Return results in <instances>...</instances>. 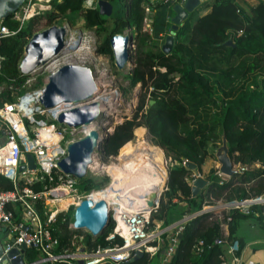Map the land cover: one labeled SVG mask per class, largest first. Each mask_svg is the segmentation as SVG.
<instances>
[{
	"label": "trees",
	"instance_id": "obj_1",
	"mask_svg": "<svg viewBox=\"0 0 264 264\" xmlns=\"http://www.w3.org/2000/svg\"><path fill=\"white\" fill-rule=\"evenodd\" d=\"M106 1L113 6L109 18L101 16L97 8H84L85 2L86 6H91L93 1L53 0L49 12L27 22L15 37L4 40L0 45V55L4 58L0 87L18 80L24 48L37 32L41 20L50 28L56 26L60 19L73 20L76 15H83L86 29H96L103 35L101 53L106 56H113L111 41L116 35L135 28L136 67L127 77L131 86L141 85L145 93L152 90L155 104L146 110L144 94L135 117L116 128L104 153L107 157H115L120 151L116 159L123 160L128 166L135 165L136 160L131 156L129 147L135 138V131L145 128L157 147L176 157L169 169L167 190L161 197L157 212L152 213V220L169 225L176 222L168 221L173 212L181 220L222 200L261 198L264 195V0H259L249 11H245L238 0H214L210 13L200 17L193 26L189 19L179 29L175 48L170 55H165L154 40L156 37L157 41L164 42L170 31L166 19L171 18L173 13L169 8L162 7L167 15L162 17L159 29L152 26L153 33L150 35L143 30L144 4L147 0ZM108 21L111 22L110 26L106 25ZM4 23L12 31L19 30V24L12 18ZM229 41L232 45H226ZM15 101L10 91L0 94V107ZM214 108L217 111L213 119L210 112ZM52 124L56 125V122ZM221 136L227 141L234 166L246 168V171L236 173L222 185L210 175L208 188L194 197L192 187L187 182L193 170L185 167L183 162L188 161L201 171L210 158L208 144ZM257 165L259 168H255ZM108 183L109 178L105 176L100 185ZM80 184L84 194L94 188V182L89 178L80 181ZM25 186L24 181H19V188ZM43 186L36 183L31 188L41 191ZM14 190L12 182L0 177V192ZM208 200L211 201L209 204L206 202ZM181 203L187 205L185 210L179 208ZM36 206L45 220L43 202ZM72 211L73 207L58 214L51 225L54 238L59 240L58 253L73 251L72 237L83 234L68 226ZM249 220L256 221L264 230V203L250 206L248 213L240 209L229 210L224 220L229 229L226 241L228 244L239 242L238 254L245 246L243 241L237 239L238 225ZM221 225L215 220L213 212L194 217L185 226L171 264H223L225 247L216 244L223 236ZM114 227L115 223H112L97 240L87 235L86 246L93 250L109 245L121 246L123 240L119 237L111 243L106 241ZM198 242L204 243L205 250L201 255L195 253ZM25 257L31 263L35 262L39 252L31 248L26 251ZM156 260L143 255L128 264H154Z\"/></svg>",
	"mask_w": 264,
	"mask_h": 264
},
{
	"label": "built area",
	"instance_id": "obj_2",
	"mask_svg": "<svg viewBox=\"0 0 264 264\" xmlns=\"http://www.w3.org/2000/svg\"><path fill=\"white\" fill-rule=\"evenodd\" d=\"M52 1L25 0L20 10L11 17L19 24L18 31L10 30L5 21L0 23V45L4 40L15 37L27 22L49 12L52 9ZM186 1L166 0L165 3L167 5L169 3L171 8L174 5L183 6ZM3 61L4 58L0 55V72ZM21 101L5 103L0 107V177L9 180L15 186L14 191L0 192V246L3 248L0 264L15 260L16 257L9 260L7 256L14 248L21 252L22 246L39 252L37 261L32 263L25 261V252L22 256L27 264H121L130 262L138 253L148 255L151 259H159L161 264H171L179 249L185 226L200 212H193L169 225H165L163 221L152 220V213H156L159 206L152 212L141 210L130 215L122 213L119 216L124 221L126 234L123 229L119 230L116 212H113L115 227L106 241L111 243L119 237L123 240L121 246L98 247L90 252L84 237L78 236L75 238L77 241L72 242L73 251L57 252L59 240L54 238L51 230L56 216L48 210L47 201L59 203L69 196L75 198L73 194H76L77 180L65 175L60 169L61 161L67 156L69 144L63 145L64 135L56 130L55 124H48L43 119H38L34 113L24 114ZM47 127H52L54 132L60 135L57 144L50 146L43 139L41 131ZM27 154L35 158L37 167L35 171H29L27 168ZM183 165L190 167L188 161H184ZM21 166H25L26 170L20 173ZM238 169L240 172L246 171L243 167L238 166ZM217 175L223 176L219 170ZM200 178L203 179L202 174L193 171L187 182L193 187ZM19 181H24L26 186L19 188ZM36 183L44 184L41 191L31 188ZM48 183L53 186L47 185ZM222 184L223 182L220 183ZM164 189L167 190L166 187ZM86 195L77 200L81 203L82 200L87 199ZM39 202H43L45 220L37 209L36 205ZM260 203H264L262 197L232 206L240 210L241 207L245 208L243 212L248 213L246 209ZM71 207L73 206L68 209ZM206 210L215 212L219 207H209ZM216 244L226 247L228 254L233 258L232 264H242L237 257L238 241L228 244L226 239L222 238L217 240ZM204 250V243L198 242L195 253L201 255ZM223 264L226 262L224 261Z\"/></svg>",
	"mask_w": 264,
	"mask_h": 264
},
{
	"label": "water",
	"instance_id": "obj_3",
	"mask_svg": "<svg viewBox=\"0 0 264 264\" xmlns=\"http://www.w3.org/2000/svg\"><path fill=\"white\" fill-rule=\"evenodd\" d=\"M24 2L25 0H0V23L13 17L23 6ZM210 2H214V0H187L183 6L174 5L171 8L173 12V17L170 20L171 29L161 47L165 55H170L174 50L177 32L189 20L190 16L201 6ZM97 9L101 16L108 18L112 16L113 6L106 0H98ZM125 32L116 35L111 41L115 64L119 70H123L129 64L130 51L135 42L134 36ZM67 36L68 30L64 26H52L44 31L35 33L24 48V56L19 66L21 75H31L36 70L49 66L61 56L69 53ZM226 45H232V42L229 41ZM135 67L136 63L134 61L132 70ZM96 91L97 87L93 72L89 66L67 64L51 72L39 98V104L45 111L54 109L61 104H69L70 108L61 112L55 122L59 126L69 130L80 131L84 134L82 138L69 144L67 156L60 163L61 171L79 182L87 178L95 150H100L104 153V148L112 135L108 131L100 134L94 129L86 132L91 125L99 123V117L102 114L100 104L93 102ZM153 104L154 102L151 103V105ZM222 138L225 147L218 158L219 171L223 176L231 179L238 172L234 170L233 162L229 156L227 141L224 137ZM26 160L28 170L35 171L37 167L34 156L27 154ZM189 168L197 171L193 164H190ZM25 170L26 167L21 166L19 172L21 173ZM103 175L110 178L107 173H103ZM168 176L169 173L167 172L165 187L168 184ZM209 185L208 181L202 178L198 179L192 187L193 196H197L201 190L208 188ZM160 199L158 197L150 202L145 210L147 212L154 211L158 208ZM207 212H212V210H202L196 216ZM112 214V206L107 202L99 201L93 203L89 199H84L74 210L71 229L75 232H87L94 240H97L114 223ZM21 249V252L17 248L11 250L7 258L12 260V258L16 257V259L7 264H27L22 255L28 249L26 246H22ZM2 253L3 248L0 246V256ZM142 256V253H138L130 262Z\"/></svg>",
	"mask_w": 264,
	"mask_h": 264
},
{
	"label": "rangeland",
	"instance_id": "obj_4",
	"mask_svg": "<svg viewBox=\"0 0 264 264\" xmlns=\"http://www.w3.org/2000/svg\"><path fill=\"white\" fill-rule=\"evenodd\" d=\"M88 1H93V0H88ZM97 2L98 0H94L91 6H86V4L84 3V8L85 9L97 8ZM165 2L166 0L164 1L147 0L146 4H144L145 18H146L145 20L147 21L143 25V30L145 32H148L150 35L153 33L152 26H155L156 27L155 29H159L161 26L160 23L162 22L161 20L162 17L163 16L165 17L167 15L166 12L162 9V7H165V6L169 8V3L167 5ZM258 2L259 0H247V2L243 1L242 8L245 11H249L252 7L256 6ZM146 10H150V11L148 12ZM39 17H42V16H39ZM172 17H173V14H172ZM171 18H169V20L166 19V21L170 25H171V21H170ZM106 25L110 26L111 22L108 21ZM56 26L66 27L68 30V36H67L68 46L71 42H75V45H71L67 47L68 50L70 49L69 53L61 56L53 63L58 61L59 62L58 68H61L64 65L68 55H71V54L77 55L73 57V59L71 58L69 60L70 61L69 64L89 66L93 72L94 79L101 78L104 82L105 86L97 88V91L93 98V101L95 98H98V96L105 98L104 100L105 103L100 107L102 114L99 117L100 119L99 123L95 124L94 130H96L100 134L105 133L106 131L110 132V134L111 133L113 134L116 128L119 127L122 123H124L126 120H132L135 117L136 112L140 105L141 97L144 94H145V100L147 101L146 108H145L146 110L149 108V106H152L151 105L152 102H154L155 104V99L151 96L152 90H149L147 93H145V91H142L141 85H138L136 87L131 86L130 81L128 80V77H127L135 69L134 68L132 70V64L136 60V55H137L135 42L132 45V48L130 51L129 64H127L123 70H119L115 64L114 56H106L101 53V48H103V42H104L103 35L99 34L96 29H86L83 15H76V17H74L73 20H70L69 18L60 19L59 22L56 24ZM47 28L48 27H46V25L44 24V20H41V22L39 23L37 27V32L44 31ZM125 33L128 35H132L134 37H136L137 35L135 28H133L131 31L130 30L126 31ZM154 40H156V44L161 49L163 45L162 43L163 41L162 42L160 40L157 41L158 39L156 37ZM53 63L45 68H40L36 70L35 73H32L31 75H28V76H23L20 73L18 80H12L8 83H5L2 87H0V93L10 91L12 93V96L16 98V102L24 99L26 96H30L32 100V103L30 104L31 113L26 114V115H31L33 113L32 105L36 104L37 102V104L34 106V114L37 117H41L48 124H52V122L56 120L57 116L61 112L70 108V105L66 104L68 105L67 107H62V109L60 108L59 110H57V108H59L61 105H64V104H61L54 109L45 111L39 104L41 90L47 84L49 75L53 71L51 70ZM133 101H134V104H133ZM22 103H23V100H22ZM216 111L217 109L214 108L213 111L210 112L211 118L214 119ZM108 112L109 114H107ZM55 128L57 131L58 130L61 131V134L64 135V141H63L64 146H67L71 142L77 141L84 136V134L80 131L69 130L63 126H59L57 123H56ZM52 132H54L52 127L44 128L42 129V136H44L45 139H52V140L54 139L52 143H55V140H59L60 137L58 135H55ZM134 134H135V138L131 142L129 149L131 151V156L135 160H136V156H135L136 153H145V151L147 150V147L149 146L150 148H154L152 157L154 159H163L164 161V163L161 166L162 167L161 171L163 172L164 177H165V180L162 183V191L160 192L162 193L161 194L162 196L165 191V189L163 190V187L166 182L167 172L169 173V169L171 165L173 164V162H175L176 157L173 154L168 153L165 149L157 147L154 144L153 139L148 133L147 129L138 128ZM138 139H142L143 141L139 145L133 144V143H136ZM224 147H225V144H224V140L222 136L221 138L219 137L218 140H215L214 142H211L208 144V152H209L210 158L208 161L209 162V173L206 176L212 175L214 179L216 178L215 180H219L220 183L227 182L230 180V178L226 176L217 175V170H219L218 158L220 157ZM115 158L116 157L114 156L107 157L105 153H103L102 151L95 150V153L92 157L93 162L90 165V170L87 173V178L92 179L94 182L93 190H96L95 192L100 191L104 187L108 186L111 179L108 177L109 183L104 186H101L100 183L102 181V178L105 177V175H103L102 170L100 171V169L97 166L95 167L94 165L95 164L105 165L109 163L110 161L115 160ZM117 163L121 165L123 170H126L128 167V164H126V162H122L121 160L120 161L118 160ZM236 167L237 166L234 167V170H236L237 172H240L238 167L237 168ZM255 168H259V167L256 166ZM207 180L211 182L210 178ZM75 187H76L75 189L76 194H73L75 198H71L74 201L82 198L84 195V192L82 190V187L79 181L76 182ZM262 198L264 200V195L262 196ZM174 202H176V200H174ZM206 202L209 204L211 201L208 200ZM240 202L242 201L234 197L232 201L226 202L225 200H222V201L216 202L215 205L213 206L204 207L203 210H206L209 207H219V210H216L215 212H213L215 214V220L219 221L222 225L225 226L227 225V223H225L224 220L229 210L235 209L232 205L236 203H240ZM50 205H51L50 201H47L48 210L51 212ZM70 206H73V211L68 217L69 228H71L73 224V215H74V210H75L74 205L68 204V207L62 210L60 206H57L58 210H56L57 212L54 214L57 217L58 214L62 212H67ZM114 207L115 206H112L113 212H115ZM224 207H228V208H224ZM241 210L244 211L245 208L241 207ZM176 219H177V213L173 212L171 213L168 221L174 222ZM82 233L83 234L81 235H77V234L74 235L72 237L71 242L75 240L77 241V239L75 238H78V236H83L84 239H87V235L90 236V238L94 240V238L89 233L87 232H82ZM88 250L90 252L93 251V249H90L89 247H88ZM154 264H159V261L156 260Z\"/></svg>",
	"mask_w": 264,
	"mask_h": 264
},
{
	"label": "bare ground",
	"instance_id": "obj_5",
	"mask_svg": "<svg viewBox=\"0 0 264 264\" xmlns=\"http://www.w3.org/2000/svg\"><path fill=\"white\" fill-rule=\"evenodd\" d=\"M71 45H75V42H71L69 46ZM75 56L77 55H72V54L68 55L64 65L69 64L70 63L69 60L71 58L73 59V57ZM58 63H59L58 61L53 63L51 70L53 71L57 70L59 67ZM94 80L97 88L105 86L101 78ZM22 100L23 103L21 101V109L23 110L24 114H30L31 113L30 104L32 103L31 97L26 96ZM104 100L105 98L98 96V98H95L93 102L100 104L101 107L105 103ZM36 104L32 105L33 113H34V106ZM67 106L68 105L66 104L61 105L59 108H57V110ZM107 114H109V112ZM94 126L95 124L91 125L86 130V132H88L89 130H93ZM52 133L60 137L58 133L56 132H52ZM42 137L46 141V143L50 146L57 144L59 141V140H55V143H52L54 139L53 140L45 139L44 136ZM142 139H138L136 143L133 144L139 145L143 141ZM148 147L145 153H136L135 155L136 164L129 165L126 170H123L121 165L117 163L118 160L120 161L121 159H116V158L115 160L110 161L105 165H100V164L94 165L95 167L97 166L100 169V171L102 170L103 173L109 174L111 181L108 184V186L104 187L102 190L97 192H94L95 190H93L89 192L86 195V198L91 200L93 203H97L99 201H105L110 206H115L114 208L116 212V217L118 219V228L119 230L123 229L125 232L124 234H126L125 224L119 215L122 213H127L128 215L136 214L141 210L147 209L148 204L153 200H155L156 196L160 195L159 188L161 187L162 183L165 180L164 174L160 169L162 164L164 163L163 159H154L152 157L154 148H150V147L148 148ZM121 161L124 162L123 160ZM68 204L77 207L80 204V200L74 201L69 196L65 200L59 203L52 202L50 205V210L53 214H55L57 212L56 210H58L57 206H60L62 210V209H66L68 207ZM138 206H140V208Z\"/></svg>",
	"mask_w": 264,
	"mask_h": 264
},
{
	"label": "crops",
	"instance_id": "obj_6",
	"mask_svg": "<svg viewBox=\"0 0 264 264\" xmlns=\"http://www.w3.org/2000/svg\"><path fill=\"white\" fill-rule=\"evenodd\" d=\"M159 1H164V0H159ZM238 1L240 3L241 7H243L242 6L243 1L247 2V0H238ZM212 5H213V2H210L208 4L201 6L199 8L200 10L199 9L196 10L194 12V14L192 16H190V18H189V19H191L190 20L191 25L193 26L200 17H203V16L207 15L208 13H210L212 10ZM169 9H170V7H169ZM168 20H169V18H168ZM171 25H170V29H171ZM164 41H165V39H164ZM208 161H209V158L206 160V162L202 166L201 171H199L197 169V171L202 174L203 179L206 181H208L207 179L210 178V176H206L209 173V162ZM159 189L161 192L162 191V185ZM161 194L162 193H160V195ZM160 195L156 196L155 198L157 199L158 197H160ZM138 207L140 208V206H138ZM179 208L186 209L187 205L185 203L184 204L181 203L179 205ZM177 221H179V219H176V222ZM221 226H222V235H223L222 238L227 239L229 236L228 225H225V226L221 225ZM237 239H239L245 243V246H244V249L242 250V252L240 254H237V257L242 264H264V230L257 224L256 221H250L249 220V221L240 222L238 225ZM224 250H225L224 261L226 262V264H232V261H233L232 256L228 254L226 247ZM157 260L159 261V264H161V261L159 259H157ZM25 261L27 263H31L27 258L25 259Z\"/></svg>",
	"mask_w": 264,
	"mask_h": 264
}]
</instances>
